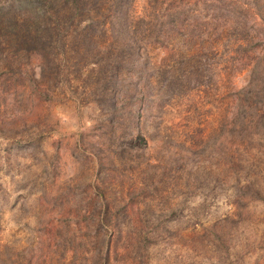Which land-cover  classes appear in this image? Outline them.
I'll use <instances>...</instances> for the list:
<instances>
[{
    "label": "rangeland",
    "instance_id": "rangeland-1",
    "mask_svg": "<svg viewBox=\"0 0 264 264\" xmlns=\"http://www.w3.org/2000/svg\"><path fill=\"white\" fill-rule=\"evenodd\" d=\"M80 3L0 28V264H264V0Z\"/></svg>",
    "mask_w": 264,
    "mask_h": 264
},
{
    "label": "trees",
    "instance_id": "trees-1",
    "mask_svg": "<svg viewBox=\"0 0 264 264\" xmlns=\"http://www.w3.org/2000/svg\"><path fill=\"white\" fill-rule=\"evenodd\" d=\"M54 3V4H68L66 6L69 11V19L75 18V13L80 9V0H19V5L15 7L19 13H12L9 8L10 5L0 9V28L7 29L8 34L16 36L25 40H37L39 41L41 36L48 31L49 26L46 25V20L50 17L58 19L62 13L53 12L47 10L43 3ZM73 11V12H72ZM19 14H22L19 16ZM22 17V19H20ZM58 31V29H56ZM59 32H49L47 35L60 36ZM14 38V39H16ZM60 38V37H56Z\"/></svg>",
    "mask_w": 264,
    "mask_h": 264
}]
</instances>
